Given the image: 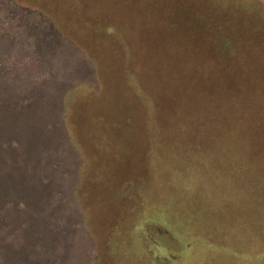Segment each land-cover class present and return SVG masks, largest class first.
<instances>
[{"label":"rangeland","instance_id":"374dc122","mask_svg":"<svg viewBox=\"0 0 264 264\" xmlns=\"http://www.w3.org/2000/svg\"><path fill=\"white\" fill-rule=\"evenodd\" d=\"M44 1L0 0V264H264L251 222L262 211L240 202L243 152L226 158L212 125L264 113V0H198L241 9L221 13L260 45L261 87L221 64L194 76L198 98L180 112L199 132L169 126L181 116L170 96L184 90L170 55L198 37L195 0H104L119 8L114 34L78 26L73 38ZM207 47L199 61L214 57Z\"/></svg>","mask_w":264,"mask_h":264},{"label":"trees","instance_id":"16d2710c","mask_svg":"<svg viewBox=\"0 0 264 264\" xmlns=\"http://www.w3.org/2000/svg\"><path fill=\"white\" fill-rule=\"evenodd\" d=\"M37 1H39L40 3V1L42 0ZM114 1L120 6V2H123V0ZM124 1L126 3L127 0ZM185 1L186 0H181V2H178L181 3L180 5L182 6L183 4H185ZM44 2H46L45 8L49 9V14L55 21L53 23L60 30V32L71 38L77 36L75 34L79 30H84L77 28L78 26L93 27V30H97L101 34H109L112 36L115 29H117L116 27H114L113 22L115 21L116 23H119V21L121 20L119 19V8H117L116 12L112 11L111 13H109L108 10H106L108 9V6L106 3H104V0H47ZM208 3L211 7L217 8L215 12H212V10L208 12L210 8L205 3L203 4L201 1H199L198 3V0H195L191 8L193 10V18L196 19L197 25L194 27V29L196 30L198 37L195 40L193 38V41L190 45L182 43L183 52H180V56L176 57L172 54L170 55L171 59L175 60V62L178 61V63H175V65L180 66V70L178 72L181 71L180 80L182 83H184V86L181 85V89H184L183 91H181V93H173L170 96L171 104V101H174V99L177 102V106H175V108L177 107L178 113L186 108L185 106L189 100V97L195 98L198 96L192 88V85H195L194 83H192V78L195 76V78L203 79V77L201 76L202 73H211V69H215L214 66H218L219 64L223 65L227 69H230V74H234L235 79H237L238 77L239 83L242 81L243 76H245L244 79H246L248 82L250 80V77H252L253 84L256 85L253 89V94H256L258 92L256 87H259L261 89L260 84H257L256 81V79L259 80L260 75V70L257 65L259 63L258 59L254 57V53L257 54L258 52L259 54L258 50L260 48V45H257L258 43L256 39H254L253 34H248L246 32H243L242 34H239V32L233 33L228 28H226V22H228V20H226L227 18L223 14L228 13V11H240L241 9L233 7L232 5H224L222 9L220 4H211V2L209 1ZM219 7L220 10H218ZM39 8L41 9L43 8V6L39 5ZM242 10L249 11L250 9H246L244 7ZM176 11L177 10H175V13H177ZM221 11H223L224 13L222 14ZM176 16L177 15L175 14L174 18ZM168 21H170V18H168ZM197 27L198 30L196 29ZM223 27H225L226 30H224ZM214 35L217 37L212 40ZM207 43L210 45V47H207ZM205 47L214 52V57L207 58L205 59V61H199L203 54L202 50ZM186 53H188V57H186ZM102 62L103 60H99V63ZM251 71L254 76H251ZM221 73L225 75L223 71H221ZM246 76L249 77L246 78ZM228 78L232 79L229 76ZM189 80H191L192 82H190ZM214 83L218 85L221 84V86L224 85L223 82L219 80H215ZM218 85H214L215 95H219V91L217 90ZM226 86H228L230 89H233L229 84ZM234 88L238 90L237 92L241 91L237 84L234 86ZM210 96L211 94L207 96L208 100H211L212 97ZM202 100L203 98L198 100L195 104L198 105L199 101L201 104ZM252 100L255 101L253 98ZM212 104H215L214 100ZM245 110L253 111L251 113V116L245 118L240 117L242 119L239 120L238 114H235L233 116V114L228 115L221 113L216 117V119H214L212 125L214 128L213 131L224 135L222 137L225 138V145L228 148V150H226V158L231 159L233 154L231 155L230 151L234 145L238 146L243 152L240 157L242 165L241 169H238V167H234V170L240 174V178L241 176L244 178V180L241 178L243 181V188L240 202L241 204H243V207L250 206L248 203L250 202L252 204L253 210H257L254 205H258V207L261 209L259 211H262V213L259 215L258 219L254 218L251 222H254L256 225H261L262 227L259 228V230L260 232L264 233V168H258L260 164L264 163V155H262L260 158H256L255 160H250L251 155L247 153L251 149H253L254 151H257L261 148L264 149V119L262 118V116H264V113L261 111H256V108L245 107ZM179 114L181 116L173 120L171 125H169L170 127H173L175 129L179 128L181 130H183V128H191L193 130H196L197 132H199L198 130L200 128L204 129L205 125H202L201 122L199 123L197 117H191L187 115L183 116L181 112ZM116 126L117 125H115V127ZM120 127L121 124H119L118 128ZM237 134H239V137L236 136ZM235 161L237 162L236 159ZM246 196L248 198H245ZM244 210H247V208H245Z\"/></svg>","mask_w":264,"mask_h":264}]
</instances>
